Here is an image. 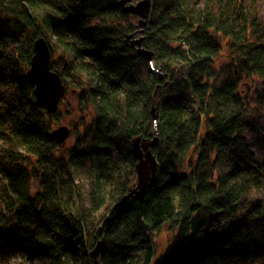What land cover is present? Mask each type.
Returning a JSON list of instances; mask_svg holds the SVG:
<instances>
[{
    "label": "trees",
    "instance_id": "obj_1",
    "mask_svg": "<svg viewBox=\"0 0 264 264\" xmlns=\"http://www.w3.org/2000/svg\"><path fill=\"white\" fill-rule=\"evenodd\" d=\"M39 36L81 118L90 113L62 154L49 136L57 109L36 106L23 77ZM140 36L152 68L130 43ZM154 136V179L138 197L132 140ZM0 138V264H93L94 239L103 264H264L257 0H150L141 26L117 0H0ZM80 168L82 206L67 174ZM164 226L173 238L159 253Z\"/></svg>",
    "mask_w": 264,
    "mask_h": 264
},
{
    "label": "water",
    "instance_id": "obj_2",
    "mask_svg": "<svg viewBox=\"0 0 264 264\" xmlns=\"http://www.w3.org/2000/svg\"><path fill=\"white\" fill-rule=\"evenodd\" d=\"M83 2L84 0H78ZM131 0H117V4L121 6L125 13L135 14L139 19V25H143L144 18L149 10L150 0H138L131 3ZM132 34L126 35V39ZM142 37H135L130 40L131 45L136 46L137 54L151 60L152 52L141 46ZM33 54L30 58L29 66L23 74L25 81L33 85L34 104L36 106H44L46 112L51 115L58 108L59 101L65 92V87L59 75L50 68V49L46 39L42 36L37 37L32 44ZM70 130L67 125H60L52 128L49 131V136L56 143H63L69 135ZM158 140L154 136L147 142H142L139 137H135L131 144V153L137 159V178L138 190H132L135 196L141 197L146 191V188L154 179L157 161L152 154L150 147ZM148 162L151 166V177L143 176L144 163ZM102 247L101 240H97L92 251V256H96Z\"/></svg>",
    "mask_w": 264,
    "mask_h": 264
},
{
    "label": "rangeland",
    "instance_id": "obj_3",
    "mask_svg": "<svg viewBox=\"0 0 264 264\" xmlns=\"http://www.w3.org/2000/svg\"><path fill=\"white\" fill-rule=\"evenodd\" d=\"M138 0H131V3H135ZM257 8L260 11V15L262 18V22L264 24V0H257ZM138 17H137V21H138ZM140 33H138L139 35ZM58 54L55 53L54 57H57ZM149 67H153L151 64V61ZM247 83H242L240 85V90L241 93L244 95L246 93V91L248 90L247 88ZM72 86L68 87L67 90L64 92L63 96L61 97V99L63 98V101L60 102L58 104V108H57V115H56V121L53 122L51 129L52 128H56L60 125H67L70 133L69 135L65 138L63 143H59L61 145V151L60 153H66L67 152V147L69 145H71L74 141V137L75 134L72 133L73 127H74V123H78L81 121L84 122H89L90 119V113H88V111H83L84 117L83 119L81 118L82 115L80 113V109L78 108L77 105V101H76V95L74 94V91L72 90ZM78 129H82V126L78 125L77 126ZM50 129V130H51ZM248 140V144H253L255 142V140H253V138L250 136V133L248 132V130H245ZM154 134V133H153ZM142 142H147V140H142ZM4 147H5V143L4 141L0 138V163H5V156H4ZM59 152H57V159L59 162H61L60 158V154H58ZM58 162V165L61 166V164ZM64 164V163H63ZM63 166V165H62ZM218 166L220 167H225V168H229V162L228 160L224 159L221 160L220 162H218ZM149 167H151L149 165L148 162L145 161L144 163V167H143V176L145 177L146 175H149ZM83 168H86V164L84 163ZM83 168H80L79 170H75L74 172H71L70 170L67 172V174H70V178L72 180V183L76 189V191L79 193L80 195V199L78 204L80 206H82V204H84L85 201V196L87 193V175L85 173V170ZM38 174V170H35L34 175ZM33 177L30 181L31 186L35 187L37 182L36 180H33ZM138 178L136 176V179L134 180L133 185L131 186V190H138ZM173 238V234L172 231L168 230L167 226H164L158 233L155 234L154 236V245L156 247V250L159 253H163L165 252L171 245V241ZM97 240L94 239V242L91 245V248L88 250V252L90 253L92 259H93V264H103L106 260L105 257H103V255H101V249L100 251L97 253V255L94 257L92 256V251L96 245ZM19 259H17L16 257H12L8 260V264H19ZM25 264H50L47 261H43L41 258L36 257L35 259H33L32 261L26 260ZM77 264H80V261L77 262Z\"/></svg>",
    "mask_w": 264,
    "mask_h": 264
}]
</instances>
